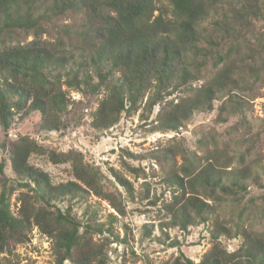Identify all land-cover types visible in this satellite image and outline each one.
Listing matches in <instances>:
<instances>
[{"label": "trees", "instance_id": "trees-1", "mask_svg": "<svg viewBox=\"0 0 264 264\" xmlns=\"http://www.w3.org/2000/svg\"><path fill=\"white\" fill-rule=\"evenodd\" d=\"M158 1L0 0L3 132L7 134L13 128L17 116L22 120L32 112L41 116L40 131L67 128L66 116L76 103L69 89L98 100L91 117V126L98 132L113 128L124 112L142 110L141 116L147 119L157 105L152 129L178 131L194 113L212 110L214 102L226 92L230 94L232 109L228 103L222 105L219 118L241 111L245 103L232 98V91L244 81L241 76L245 72L239 62L248 57H264V30L246 35L244 28L248 21L264 19V0H168L170 10L159 6ZM218 4L229 6L227 10L221 8L222 18L214 22L222 31L223 41L228 39L225 54H213L201 44L207 37L202 35L201 26ZM67 9L83 13L78 26H67L64 35L54 40L44 38V22ZM20 29L32 30L33 39L19 42L14 35ZM249 38L254 40L251 47L246 43ZM208 41L215 42L213 38ZM209 58L213 59L214 68L202 85H194ZM258 73L254 70L252 75L257 78ZM179 89L186 95L178 101L168 98ZM102 92L104 95L99 98ZM0 149L8 154L15 176L10 179L6 175L3 159L0 252L12 254L16 245L30 240L37 227L54 240L56 264H107L106 244L93 238L94 233L103 232V226L83 224L71 205L66 209L58 205L94 194L125 214L121 200L107 190L103 173L86 163L81 151L49 149L29 135L5 139L0 142ZM200 149L204 151L201 155L172 144L153 155L159 163L168 165L165 182L171 188V199L165 206L170 217L167 226L187 230L208 223L213 242L200 261L180 252L170 264H264V229L240 223L232 227L217 215L216 205L247 190L250 167H231L235 156L227 142L220 148L201 138ZM35 154L47 156L54 164H70L74 179L55 183L48 172L30 162ZM178 155L183 162L176 168ZM110 172L116 184L133 196L132 182L115 168ZM17 189L23 190L17 210H13L11 197ZM221 237H239L241 243L238 249L229 251ZM5 264L18 262L5 257Z\"/></svg>", "mask_w": 264, "mask_h": 264}, {"label": "rangeland", "instance_id": "rangeland-1", "mask_svg": "<svg viewBox=\"0 0 264 264\" xmlns=\"http://www.w3.org/2000/svg\"><path fill=\"white\" fill-rule=\"evenodd\" d=\"M158 5L171 9L168 0H159ZM228 7L218 4V9L201 26L202 35L207 36H203L206 39L201 44L213 54H225L229 49L228 39L223 41L222 31L214 23L222 18L221 8L227 10ZM82 18L83 13L80 11L67 9L63 14L53 16L51 21L44 22L46 32L43 37L54 40L64 35L63 30L67 26L72 29L78 26ZM244 30L246 35L264 30V19L248 21ZM14 36L21 43H27L34 37L32 30L24 29L18 30ZM209 38L215 42L210 43ZM253 42L249 38L247 47H251ZM230 56L235 54L231 53ZM239 66L245 72L241 76L244 81L232 91V98L243 101L245 107L236 113H225L223 119L219 118L220 107L228 103V108L232 109L227 92L214 102L212 110L194 113L178 131L152 129L159 110L157 105L147 119L141 116L142 110L132 114L124 112L113 128L98 132L91 126L92 112L98 107V100L69 89V95L76 103L70 106L66 116L69 123L67 128L58 132L40 131L41 116L38 112H32L22 120L17 116L13 128L7 134L0 127V142L8 138L16 139L19 135H29L49 149L79 150L86 163L103 173L107 190L114 192L121 200L125 214L117 211L109 200L94 194L88 195L86 199L76 198L72 202L65 200L58 205L63 209L71 205L72 212L83 224L92 222L103 226V232L94 233L93 238L106 244L107 264H170L180 252L198 262L213 245L209 224L202 223L187 230L167 226L170 217L165 206L171 199V188L165 182L168 165L159 163L153 155L172 144L201 155L204 153L200 149L201 138H205L210 146L213 144L220 148L224 147L225 142L229 143L231 153L235 156L231 167L248 165L252 175L247 180L246 191H239L221 205H216L217 215L232 227L240 223L254 229H264V57L256 56L253 60L248 57L241 60ZM213 68V59L209 58L207 66L199 75L200 79L194 85H202ZM254 70L259 72V77L252 75ZM103 95L102 92L98 97L102 98ZM185 95L179 89L168 98L178 101ZM3 159L6 163L5 173L13 179L15 176L8 154L0 149V162ZM30 162L48 172L55 183L74 179L70 164H54L47 156L36 154L31 156ZM182 162L181 155H178L176 168ZM111 168L119 170L132 182L133 196L116 184ZM1 188L0 185V192ZM22 190L17 189L11 197L13 210L19 206ZM220 240L229 251L238 249L241 243L239 237H221ZM173 242L178 244L170 246ZM5 257L18 264H56L54 240L34 227L30 240L16 245L12 254L0 252V264H5ZM64 264L70 263L66 261Z\"/></svg>", "mask_w": 264, "mask_h": 264}]
</instances>
